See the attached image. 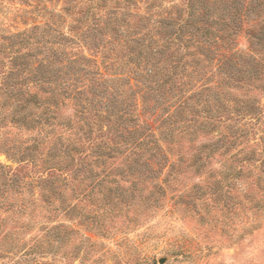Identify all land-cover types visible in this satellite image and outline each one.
<instances>
[{
    "label": "trees",
    "instance_id": "1",
    "mask_svg": "<svg viewBox=\"0 0 264 264\" xmlns=\"http://www.w3.org/2000/svg\"><path fill=\"white\" fill-rule=\"evenodd\" d=\"M0 13V114L8 104L14 124L44 129L46 160L63 163L68 177L89 159L86 197L96 188L112 199L119 180L135 186L158 169L176 179L182 163L197 169L201 153L226 156L247 140L235 127L240 113L260 120L253 83L264 72V1L0 0ZM57 126L67 135L45 129ZM198 136L205 140L185 159L177 141ZM122 153L119 178L100 177L106 159Z\"/></svg>",
    "mask_w": 264,
    "mask_h": 264
},
{
    "label": "rangeland",
    "instance_id": "2",
    "mask_svg": "<svg viewBox=\"0 0 264 264\" xmlns=\"http://www.w3.org/2000/svg\"><path fill=\"white\" fill-rule=\"evenodd\" d=\"M253 85L259 86L253 94L260 120L240 113L235 123L244 128L246 141L226 156L204 158L201 153L198 163L203 164L197 169L182 163L176 179L175 173L166 177L164 168L135 186L119 180L112 199H102L96 188L86 197L91 185L84 177L93 163L77 161L78 178L68 177L63 163L47 162L44 129L38 135L14 124L4 116L11 113L6 104L0 140L18 145L19 154L0 145V264H264V72ZM227 89L234 99L242 96ZM45 129L67 135L58 126ZM204 140L180 139L177 148L188 159ZM33 145L37 147L25 149ZM239 148V158L230 163L227 157ZM125 156L107 158L105 172L97 169L99 176L118 179L114 173ZM248 156L254 158L246 161ZM50 171L54 174L48 176ZM234 173L239 176L231 179Z\"/></svg>",
    "mask_w": 264,
    "mask_h": 264
}]
</instances>
